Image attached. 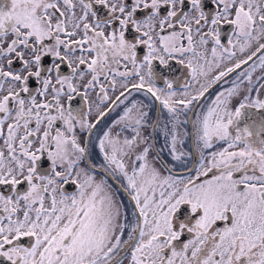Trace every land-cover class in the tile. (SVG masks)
<instances>
[{"label":"snow or ice","instance_id":"6c2138e0","mask_svg":"<svg viewBox=\"0 0 264 264\" xmlns=\"http://www.w3.org/2000/svg\"><path fill=\"white\" fill-rule=\"evenodd\" d=\"M0 264H264V0H0Z\"/></svg>","mask_w":264,"mask_h":264},{"label":"flooded vegetation","instance_id":"af4514ba","mask_svg":"<svg viewBox=\"0 0 264 264\" xmlns=\"http://www.w3.org/2000/svg\"><path fill=\"white\" fill-rule=\"evenodd\" d=\"M173 74L176 75V76H180V75H181V72H180V70H179L178 67L174 68V73H173ZM110 182H111V181H110ZM124 203L126 204L127 201L125 200Z\"/></svg>","mask_w":264,"mask_h":264}]
</instances>
